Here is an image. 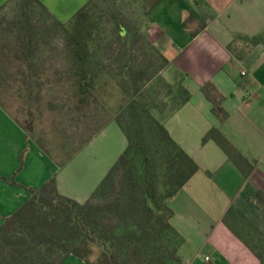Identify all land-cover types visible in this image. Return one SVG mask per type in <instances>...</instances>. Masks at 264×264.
I'll return each mask as SVG.
<instances>
[{
	"label": "crops",
	"instance_id": "1",
	"mask_svg": "<svg viewBox=\"0 0 264 264\" xmlns=\"http://www.w3.org/2000/svg\"><path fill=\"white\" fill-rule=\"evenodd\" d=\"M7 1L0 0V8ZM89 1L41 0L64 23ZM150 1L156 18L148 23V38L191 93L165 121L199 165L168 200L171 223L184 237L180 253L186 264H261L223 219L236 207L264 233V41L252 40L264 37V0ZM208 81L224 95V120L201 90ZM212 128L248 163L240 166L216 139L204 141ZM127 144L112 119L60 167L0 106V226L29 199V188L54 173L60 193L87 201ZM60 264L87 263L71 254Z\"/></svg>",
	"mask_w": 264,
	"mask_h": 264
},
{
	"label": "trees",
	"instance_id": "2",
	"mask_svg": "<svg viewBox=\"0 0 264 264\" xmlns=\"http://www.w3.org/2000/svg\"><path fill=\"white\" fill-rule=\"evenodd\" d=\"M92 1L66 23L85 15ZM22 3L25 8L36 4L55 22L65 25L41 0H22ZM252 40L257 43L264 41V37ZM152 48L168 63L153 45ZM87 55L83 50L77 53L78 63L84 64ZM19 74L24 77L26 71ZM31 78L24 83L30 84ZM88 78L86 69H82L80 92H85L83 81ZM201 90L213 103V113L224 120L228 116L222 107L224 95L211 81ZM190 96L180 81L172 107L162 118L154 114V107L147 102L135 96L131 98L125 111L115 119L128 144L87 201L81 203L60 193L56 173L39 188H29V199L0 226V264H60L71 254L87 264H186L180 253L184 237L171 223L173 211L168 200L198 171L199 165L173 139L165 121ZM0 106L9 112L1 102ZM209 139H216L240 166L248 163L217 128H212L203 140ZM67 161L57 164L61 167ZM109 189L115 192L112 199L96 201ZM254 199L258 201L261 197L258 194ZM223 220L264 264V233L233 206ZM95 246L102 250L91 260Z\"/></svg>",
	"mask_w": 264,
	"mask_h": 264
},
{
	"label": "rangeland",
	"instance_id": "3",
	"mask_svg": "<svg viewBox=\"0 0 264 264\" xmlns=\"http://www.w3.org/2000/svg\"><path fill=\"white\" fill-rule=\"evenodd\" d=\"M22 4L12 0L0 11V102L56 163L119 117L134 96L166 116L180 81L148 38L156 18L152 1L93 0L85 15L65 25L36 4ZM82 50L88 55L81 65ZM82 69L90 77L84 93ZM114 196L109 189L96 201ZM101 250L95 246L90 259Z\"/></svg>",
	"mask_w": 264,
	"mask_h": 264
},
{
	"label": "built area",
	"instance_id": "4",
	"mask_svg": "<svg viewBox=\"0 0 264 264\" xmlns=\"http://www.w3.org/2000/svg\"><path fill=\"white\" fill-rule=\"evenodd\" d=\"M245 72L243 71V74H244Z\"/></svg>",
	"mask_w": 264,
	"mask_h": 264
}]
</instances>
